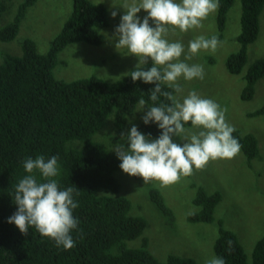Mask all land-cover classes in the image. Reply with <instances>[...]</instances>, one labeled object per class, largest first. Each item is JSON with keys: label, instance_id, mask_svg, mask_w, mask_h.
Returning a JSON list of instances; mask_svg holds the SVG:
<instances>
[{"label": "trees", "instance_id": "16d2710c", "mask_svg": "<svg viewBox=\"0 0 264 264\" xmlns=\"http://www.w3.org/2000/svg\"><path fill=\"white\" fill-rule=\"evenodd\" d=\"M38 0H20L14 18L0 26V41L17 38L27 10ZM234 0H219L216 24L224 30L227 13ZM72 10L66 16L61 29L51 39L45 52L38 48L31 37L20 40L21 54H4L0 62V264H199L192 257L170 254L159 260L148 248V239L132 247L128 242L141 237L147 221L143 216L131 213L132 202L120 195V182L115 176L122 162L114 150L126 143L116 137L113 146L93 140V136L105 125L115 110V127L124 130L128 116L139 105V99L147 107L169 103L164 97L150 100L155 83L133 81V66L122 78L108 82L92 75L67 81L56 77L58 54L68 44L87 41L100 44L103 34L100 28L109 25L108 8L102 2L72 0ZM7 4L12 3L10 0ZM241 30L237 35L238 49L226 59V68L239 74L248 62L249 45L260 33V14L264 0H241ZM14 4V3H13ZM0 0V17L6 10ZM152 62L141 65L147 69ZM264 77V56L254 60L245 72V84L240 97L249 100L254 96L256 83ZM172 91L167 85H162ZM264 115V105L248 116ZM190 122L184 127L190 126ZM136 126L149 139L158 138L162 130L155 122ZM242 152L249 158L259 154L258 140L251 133L233 132ZM82 142L81 147L73 142ZM43 155L45 159L58 157L59 175L55 177L61 190L74 188L73 199L78 207L73 215L78 227L71 231L75 246L64 249L48 237L42 236L30 226L27 234L21 233L14 223H9L18 208L14 201L15 186L26 175L43 177L38 170L29 174L23 162ZM140 178L139 176H134ZM78 193V195H77ZM153 199L166 215H173L164 197L154 189ZM220 201L218 192L207 193L198 187L194 203L198 210L188 215L191 222L214 221V209ZM231 241V247H229ZM215 254L225 264H264V234L255 242L251 261L236 233L219 228Z\"/></svg>", "mask_w": 264, "mask_h": 264}, {"label": "rangeland", "instance_id": "374dc122", "mask_svg": "<svg viewBox=\"0 0 264 264\" xmlns=\"http://www.w3.org/2000/svg\"><path fill=\"white\" fill-rule=\"evenodd\" d=\"M6 1L4 0L7 8L0 17V26L14 18L20 2L10 0L12 3L7 4ZM91 1L102 2L108 8L109 25L99 29L104 36L103 41L100 44L77 41L62 49L54 69L56 77L60 79L71 81L96 75L112 82L122 78L139 62V58L130 54L126 48H116L118 35L115 30L126 12L120 6L125 0ZM72 7V0H38L27 10L17 38L10 42L0 41V62L5 53L21 54L20 40L24 37L36 40L39 50L45 52L50 45V39L59 32ZM241 9V0H234L222 31H219L216 24L217 9L202 21V27L181 32L178 28L173 30L169 26L167 39L181 42L185 53L180 59L189 64L202 65L205 73L202 80L196 78L189 81L181 77L178 83L183 91L176 94L178 98L182 99L195 90L202 97L213 99L222 108H227L226 120L231 126L240 129L242 133L256 136L258 156L249 159L240 149L235 157L210 160L202 170L194 169L192 175L182 177L178 183L167 187H162L155 180L144 183L142 177L135 178L122 169L115 173L121 185L119 194L132 202L131 213L143 216L147 221L142 236L128 242L129 246L141 245L145 237L148 239L149 250L161 261L174 254L192 257L199 264H206V261L216 256L214 245L221 225L236 233L251 261L254 244L264 234V115L248 116L249 112L264 105V77L257 81L251 99L243 100L240 97L245 84L243 76L248 66L264 56V8L260 14L259 36L248 48V62L241 73L232 74L226 68V59L239 46L237 35L241 30ZM112 11L117 12L115 17H112ZM137 15L142 20L147 13L141 9ZM149 23L155 26L151 19ZM200 35L206 38L217 36L220 41L218 47L214 52L200 50L191 59H186L190 55L189 41ZM148 62H151L150 58ZM146 111V106L142 108L139 104L134 113L128 116L124 130H117L113 110L105 125L93 136V140L113 147L116 137L121 142L126 141L122 139V134L126 138L130 128L142 120ZM185 128L198 131L191 125ZM173 141L181 144L184 142L175 136ZM73 145L81 147L83 143L75 141ZM105 146L110 149L106 144ZM198 187H202L209 194H220V201L214 209L213 222H191L187 218L190 213L199 209L194 203ZM154 189L172 209V217L166 215L151 197Z\"/></svg>", "mask_w": 264, "mask_h": 264}, {"label": "clouds", "instance_id": "9594fccd", "mask_svg": "<svg viewBox=\"0 0 264 264\" xmlns=\"http://www.w3.org/2000/svg\"><path fill=\"white\" fill-rule=\"evenodd\" d=\"M120 6L126 12L115 30L118 35L116 48H126L139 58L131 72L132 80L155 83L150 100L157 102L164 97L169 103L147 107L142 117L144 124L155 122L162 130L158 138L149 139L136 125L130 128L126 138L122 134L126 143L114 149L122 161L119 167L129 175L142 177L144 183L155 180L167 187L192 175L194 169L202 170L210 160L235 157L241 145L232 135L234 126L226 120L227 108H222L213 99L202 97L195 90L182 99L176 95L183 91L178 83L181 77L189 81L202 80L205 73L202 65L180 59L185 53L181 42L167 39L169 26L181 32L202 27V21L218 9L219 0H125ZM141 9L147 13L142 20L137 15ZM111 15L115 17L117 12L112 11ZM150 19L154 27L150 25ZM219 43L215 35L210 38L197 36L189 41L190 55L186 59H191L200 50L214 52ZM149 58L152 66L142 68L141 65L148 64ZM162 85L172 91L165 90ZM138 102L145 108L143 98ZM189 122L198 131L186 129L184 125ZM174 136L184 142H174ZM23 166L29 174L38 170L43 180L38 181L34 175L19 180L14 195L18 208L8 222L14 223L21 233L27 234L32 226L58 246L73 248L75 242L70 233L78 227V220L73 215L78 204L73 199L74 188L61 190L54 179L60 171L58 157L53 155L47 160L43 155L35 159L29 157ZM228 243L231 247V241ZM206 264H225V260L213 256Z\"/></svg>", "mask_w": 264, "mask_h": 264}]
</instances>
